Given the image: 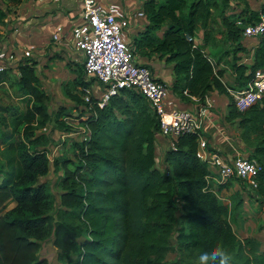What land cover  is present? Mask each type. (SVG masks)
Segmentation results:
<instances>
[{
	"label": "trees",
	"instance_id": "obj_1",
	"mask_svg": "<svg viewBox=\"0 0 264 264\" xmlns=\"http://www.w3.org/2000/svg\"><path fill=\"white\" fill-rule=\"evenodd\" d=\"M23 1L7 0L10 6ZM143 10L149 24L135 40V53L173 64L172 90L182 100L204 101L213 91L229 97L228 118L238 120L242 141L262 167L253 191L264 199V99L241 112L232 95L264 70V35L252 64L239 56L246 52L244 27L259 20L264 5L258 12L249 0H145ZM6 16L0 4V20ZM200 30L204 38L196 43ZM5 73L3 82L28 107L0 108V207L16 203L0 217V264H51L41 256L48 240L62 263L167 264L175 253L170 264H197L201 252L220 243L234 264H264L261 242L238 237L232 226V213L243 210L242 195L224 197L232 182L207 180L211 171L198 157V134L181 135L164 156L166 170L158 166L160 121L135 90H121L103 108L96 97L86 102L66 91L85 105L80 123L86 131L74 142L75 159L56 163V171L60 163L64 169L57 204L40 180L50 171L48 128L55 122L54 128L71 131L62 120L66 113L50 111L35 60L24 57ZM75 79L80 89L90 87Z\"/></svg>",
	"mask_w": 264,
	"mask_h": 264
},
{
	"label": "crops",
	"instance_id": "obj_2",
	"mask_svg": "<svg viewBox=\"0 0 264 264\" xmlns=\"http://www.w3.org/2000/svg\"><path fill=\"white\" fill-rule=\"evenodd\" d=\"M145 0H100L103 5H112L116 13L129 20V27L124 32L123 37L136 50L135 40L149 24L146 17H140V12L144 13L143 4ZM252 10L260 11L264 0H249ZM17 12L13 15L12 26L15 31L9 37V42L5 43L3 49H9V54L16 57L14 65L17 66L19 61L23 59L24 51L31 52V59L37 62V75L42 85L44 84V75L46 73L49 78L46 81L63 85L74 80L78 75V71L85 64V55L77 50L71 33L73 28L81 22L83 16V0H24L18 6H12ZM146 15V14H145ZM8 21L10 18H8ZM61 24L64 26L61 42H54L52 34L55 32L56 26ZM163 31L158 33L162 36ZM204 38V31L200 30L196 34V43H200ZM243 46L246 48L245 53L239 54L244 64H252L256 49L259 45V39L242 38ZM136 61L148 67L154 77L161 82L166 83L170 88L169 103L181 110H190L199 114L200 110L206 109V116L203 118V129L201 136L207 141L208 150L223 155L227 162L233 164L238 158H251L252 149L249 148L240 137V128L238 120L232 122L229 120L230 100L226 95L219 94L217 91L211 92L204 101H199L195 97H187L182 100L172 90L173 64L167 63L166 59H159L158 56H143L135 53ZM27 58V57H25ZM67 77V79L65 77ZM66 79V80H65ZM7 84V83H6ZM8 85V84H7ZM44 88V87H43ZM100 96L104 92L103 86L100 84ZM45 90V89H44ZM175 102V103H174ZM177 104V106H176ZM157 163L164 164V152L162 147L157 148ZM161 160V161H160ZM163 169H166L164 165ZM211 171V169H210ZM214 175V173H210ZM232 186L229 194L239 192L244 199V206L239 219V231L234 226V230L238 237H253L261 242L264 247V199L259 197L256 192L250 190L246 184L240 180H231ZM212 183H215L213 181ZM252 200L255 201L253 210H259L254 215L251 214L249 207ZM258 206V207H257ZM253 207V206H252ZM260 220V221H259ZM259 224H261L259 226ZM252 227L253 233H248L247 228Z\"/></svg>",
	"mask_w": 264,
	"mask_h": 264
},
{
	"label": "built area",
	"instance_id": "obj_3",
	"mask_svg": "<svg viewBox=\"0 0 264 264\" xmlns=\"http://www.w3.org/2000/svg\"><path fill=\"white\" fill-rule=\"evenodd\" d=\"M40 1V0H37ZM140 17H146L140 12ZM244 24L239 23V26ZM129 27V20L119 16L114 6L103 5L100 0H83V16L71 33L77 50L85 55L84 69L88 77L97 79L104 88L98 98V106L103 108L112 96L123 89L141 93L151 104L160 121V134L170 141V149H176L177 139L184 134H198V157L206 161L214 175L207 176L209 182L226 184L237 178L252 190L258 189V176L262 167L255 159L238 158L233 164L226 158L208 150L207 141L201 136L203 118L207 110L199 114L181 110L169 103V86L156 79L152 71L136 61L133 46L124 39L123 34ZM64 26L58 24L52 34L54 42H61ZM264 35V12L260 13L255 24L244 27V38L259 39ZM191 39V38H189ZM30 57L31 52L25 51ZM13 54L6 58L0 55V75L13 65ZM85 101H91V89L83 90ZM236 107L243 112L264 99V70H258L248 89L232 93Z\"/></svg>",
	"mask_w": 264,
	"mask_h": 264
},
{
	"label": "rangeland",
	"instance_id": "obj_4",
	"mask_svg": "<svg viewBox=\"0 0 264 264\" xmlns=\"http://www.w3.org/2000/svg\"><path fill=\"white\" fill-rule=\"evenodd\" d=\"M0 4L2 6V10L4 12H6V15H7L5 18H2L0 20V55H2L3 57L6 58L8 55H10L9 54L10 50L9 49H3V46L5 43L9 42L8 39H9L10 35L12 34V32L15 31V27H13L12 29H9V26H12L11 25L12 22H15V21H13L12 17L17 12H15L14 8H11L12 6L9 5L7 0H0ZM8 18H10V20H12V21L11 22L8 21ZM28 51H29V49H28ZM31 56L27 57V58L31 59L32 58ZM77 73H78L77 77H80V79L83 78L84 81H86L90 84L89 88L91 89V92H92L91 97L92 96L96 97V98L99 97L100 91H101V89L99 88L100 82L93 77H88L86 75L84 67H81ZM45 74L46 73L41 72V75H44V79H45L43 87L49 96L50 111L55 113L58 110H60L61 108H64L63 111L66 113V115H64L62 117V120H64L66 122V124L68 125V127L71 128V131H64L63 129H59V128L56 129V128H54V126L56 125V123L54 122L51 124V127L48 128V131H47L53 139V145L50 147V154H49L50 171L45 177L41 178L40 181L42 183H47L48 185L51 186L53 196L56 199V203L59 204L60 194L62 192L61 187H60V179L64 174V169L60 163L59 166L61 168L59 171H56V163L58 161L64 162L65 160L75 159L74 158V155H75L74 142L80 141L82 139V137L85 136V131H86V129L82 126V123H80L81 122L80 121L81 120L80 119V116H81L80 111L85 109V105L84 104H78L77 102L72 100L70 97H68L66 95V91L71 90L73 92V94L78 95L80 98H84L83 100H85V95H84L83 88L80 89L78 86H76V83L74 82V80H76V79H74L73 81L70 80L69 83H63V85L61 86V85H55V84H52V83L46 81V79H48L49 77L47 75L45 76ZM9 75H10L9 73H5V75L3 74L0 77V108H5V107L13 108V107H15V108H19V109L25 111L28 107L27 100L17 98L15 88H11L9 85L6 84V82H3L4 80L8 79ZM77 77H75V78H77ZM65 78L67 79V77H65ZM176 106H177V104H176ZM158 166L163 169L164 164L159 162ZM69 167L72 168L71 165ZM164 170H166V169H164ZM246 186L251 190V188L247 184H246ZM229 193L224 191L223 196L228 197L230 195ZM254 204H255V201L252 200L251 206L249 207V210H251V214H249L250 216L259 212L258 209L257 210L252 209V208H254ZM15 207H16V203L13 201H10L9 203L5 204L4 206H1L0 207V217L4 216L5 214H7L11 210H13ZM244 214H243V216H244ZM240 216H241V218H243L242 215H240ZM237 217H238L237 213L236 214L232 213L231 221H232L233 226H234V223L237 225L234 227H236L235 229L237 231H239L238 227L240 224H239V219H237ZM260 225L261 224H259V226ZM246 227H248V226H246ZM251 228L252 227L247 228L248 233H253V229H251ZM262 229H264V227L261 226L260 229H258V230L262 231ZM41 256L46 257L51 262V264H71L70 262L62 263V262L58 261L57 252L55 251V248L52 246V243L50 240L43 243ZM175 257H176L175 253L169 254L167 264H170L171 261Z\"/></svg>",
	"mask_w": 264,
	"mask_h": 264
},
{
	"label": "clouds",
	"instance_id": "obj_5",
	"mask_svg": "<svg viewBox=\"0 0 264 264\" xmlns=\"http://www.w3.org/2000/svg\"><path fill=\"white\" fill-rule=\"evenodd\" d=\"M197 264H234L232 254L220 243L201 252Z\"/></svg>",
	"mask_w": 264,
	"mask_h": 264
},
{
	"label": "water",
	"instance_id": "obj_6",
	"mask_svg": "<svg viewBox=\"0 0 264 264\" xmlns=\"http://www.w3.org/2000/svg\"><path fill=\"white\" fill-rule=\"evenodd\" d=\"M155 138L158 145L162 147L165 156L170 150V141L168 140L167 137H165L163 134L160 133L157 134Z\"/></svg>",
	"mask_w": 264,
	"mask_h": 264
}]
</instances>
